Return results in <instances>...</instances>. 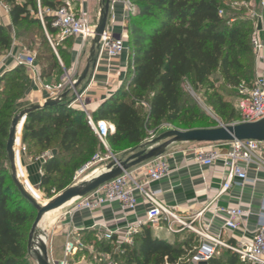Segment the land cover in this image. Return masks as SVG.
<instances>
[{
	"label": "trees",
	"instance_id": "1",
	"mask_svg": "<svg viewBox=\"0 0 264 264\" xmlns=\"http://www.w3.org/2000/svg\"><path fill=\"white\" fill-rule=\"evenodd\" d=\"M131 1L136 10L128 18L129 57L124 81L90 114L94 122L104 121L114 126L106 143L115 155L139 147L146 138V130L161 124L180 125L187 131L216 126L204 119L202 112L197 115L186 107V82L196 94L203 90L208 95L213 91L212 86H207L208 81L218 72L224 86L238 90L253 86L245 84L246 75L253 73L255 61L254 20L246 6L251 0H237L240 4L234 7L225 6V0ZM0 4L7 7L13 29L40 26L36 0H23L21 4L16 0H0ZM62 5L61 0H40V8L44 10ZM232 10L240 14L232 15ZM259 11L264 24V0ZM31 13L36 18H31ZM52 21V16H43L49 35L55 33ZM11 43L10 35L0 26V53L7 52ZM44 44L41 42L42 47ZM59 56L65 61L62 52ZM38 60L35 56L40 79L59 83L58 79L55 82L50 79L58 67L54 54L46 48ZM22 71H25L23 66H18L0 77V82L12 77L0 89V264H27L28 235L36 216V211L23 200L11 181L6 155L16 103L30 85L28 75ZM206 104L212 109L226 107L216 93ZM232 117L233 114L229 119ZM190 124L204 125L190 128ZM99 142L87 124L85 113L67 104L30 114L21 132L24 153L30 154L33 149L38 153L56 152L41 164L38 188L45 193L46 187L54 182L59 183L58 191L64 190L69 176L102 150ZM79 240L84 248L69 257L68 264H76L78 255L87 251L101 264L107 263L99 255H108L111 264H189L197 252L193 237L169 244L153 238L148 226L140 228L130 245L117 246L114 237L106 241L87 235ZM207 264L251 263L231 250L216 248Z\"/></svg>",
	"mask_w": 264,
	"mask_h": 264
},
{
	"label": "crops",
	"instance_id": "2",
	"mask_svg": "<svg viewBox=\"0 0 264 264\" xmlns=\"http://www.w3.org/2000/svg\"><path fill=\"white\" fill-rule=\"evenodd\" d=\"M61 1L63 5L68 6L75 14L85 15L90 25H97L100 0ZM254 2L259 3L261 0H254ZM36 4L40 8V0H36ZM4 6L0 4V22L1 20L5 22L4 26L7 32L10 33L12 26L8 11ZM251 7L253 8V5ZM41 10L43 11L44 9ZM128 18L121 2L117 1L112 5L107 25L111 29L113 36L122 38L126 46ZM42 27L48 40L54 37L59 40V45L62 47L61 52L65 55L66 61L65 64L57 54L58 67L53 72V76L50 78L51 81L55 82L58 79L61 82L65 78L79 77L85 68L91 41H82L76 38L60 39L56 30L53 35L47 33L44 22ZM258 29L261 30V25H258ZM260 37L263 39L262 32ZM126 48L119 57L109 62L105 60L98 62L95 56V63L90 68L85 82L76 91L80 95L81 101L84 102L87 113H94L104 101L121 87L128 65V46ZM24 51L29 50L22 47L18 38H13L10 49L0 56V75L18 67L15 58ZM263 66L264 64L261 63L259 68H263ZM23 68L28 75L27 69ZM108 68H110V72H108ZM28 78L30 85L23 99L22 109L40 104L47 97L40 85L34 84L29 75ZM47 80L49 79L41 80V82L47 83ZM75 97L74 94L67 93L63 104L74 102ZM72 108L79 110L75 104ZM198 147L192 146V144H175L169 147L164 156L170 166V175L151 184L146 189L149 193L154 194L156 203L173 214L178 221L185 223L189 227H181L177 222H174L170 225L175 232L169 231V222L166 221L164 216H162L157 225L148 224L146 212L151 207V204L139 192H136L137 207L134 212H127L114 203L94 211L86 210L68 213L55 222H52L55 216H49L45 219L40 225L43 240L46 239V230L52 222L47 231L49 260L54 264L62 260L68 233H73L79 239H84L87 235H90L94 239L103 240L101 236L106 231H110L114 233V241L118 246L125 242L130 230L137 231L132 235V239L133 236L138 234L140 228L144 226H148L151 229L153 238L169 244L184 241V239L191 236L194 239L193 243L197 244V252L202 245H211L209 238L216 239L223 245L216 247L219 249L227 250L225 246L242 250L250 248L258 226L259 217L264 213V143L260 144L258 151L261 163L255 162L246 168L249 182L243 187L233 186L230 190L221 194L219 192L224 179L223 163L222 161H216L211 167H203L196 164L191 151ZM219 148L222 151L227 150L226 146H220ZM18 157L22 173L21 179L31 193L34 188L29 184L31 181L27 180L25 175L30 180H33V184L31 183L33 186L38 187L41 177V165L36 164L35 170L34 164L26 156H23L22 162L20 153ZM136 169L138 167L133 168L131 171ZM33 171L37 174L35 175ZM141 179L139 177L136 181L141 182ZM236 207L242 208L246 212V216H244L238 229L231 230L224 226L225 216L221 213V210ZM196 256L189 264H207V262L198 261ZM68 260L70 261V259ZM27 264H36L29 255H27Z\"/></svg>",
	"mask_w": 264,
	"mask_h": 264
},
{
	"label": "built area",
	"instance_id": "3",
	"mask_svg": "<svg viewBox=\"0 0 264 264\" xmlns=\"http://www.w3.org/2000/svg\"><path fill=\"white\" fill-rule=\"evenodd\" d=\"M117 1L121 2L124 6L125 13L129 17L135 13V6L131 0H112L109 5V13L112 10V5ZM263 6V0L260 2V7ZM4 8L8 11L7 7ZM221 14V13H220ZM48 15L53 17L52 28H54L60 39L76 38L82 41L93 39V34L96 26L90 25L85 15H77L72 12L68 6L62 5L54 10H41L38 6V19L43 25V16ZM252 19L255 21L254 33L252 38V50L257 64H264V24L262 15L259 12L250 11ZM109 16V14H108ZM108 23V22H107ZM1 25V24H0ZM261 25V30L258 29ZM263 33V39L260 33ZM125 41L122 38H115L111 29L106 25L105 31L100 38L99 47L96 51L97 61H107L119 57L127 48ZM17 66H23L27 69L34 84H39L42 91L47 95L46 100H61V95L64 93L74 94L75 101L68 103V107H73L74 104L83 111L86 115L87 124L91 128L97 139L105 145L108 135L114 132V127L104 121L94 122L89 113L86 111L84 102L81 101L80 95L74 91V85L78 77L65 78L59 83H42L40 79L39 69L35 63V56L29 52L24 51L15 58ZM261 68V67H260ZM258 69V75L254 80L253 86L249 89L247 96V104L244 107V112L241 116V121L238 123H254L264 120V66ZM110 72V68H108ZM63 102V101H62ZM234 123V124H238ZM19 153L24 152L21 146V138L19 142ZM261 143L256 141H233L228 143H214L205 144L198 148L193 149L192 155L194 162L203 167H211L216 161H222L223 165V183L219 194L230 190L233 186L243 187L249 182L246 174V168L255 162L261 163L258 155L259 146ZM220 146H226L227 150H220ZM51 154L43 155L40 159L43 161L49 158ZM95 155L92 160L81 170H87L98 160ZM171 173L170 166L164 155L158 158L151 159L138 169L123 173L117 178L109 181L97 190L88 194L87 196L77 200L73 205V212L81 211H94L109 204H118L121 209L127 212H134L137 207L136 192H139L150 204L151 207L146 212V220L150 225H157L162 216L169 222L168 230L175 232L170 224L177 222L181 227H189L185 223L178 221L177 218L168 210L162 208L154 200V194L149 193L146 189L153 183H156ZM141 177V182L136 179ZM225 216L224 226L236 230L239 228L246 212L240 208H229L221 210ZM258 226L254 233L253 242L251 247L245 250L225 246L241 257L242 260L251 264H264V213L261 214L258 220ZM137 231L130 230L125 244L132 243V235ZM73 233L67 234V240L63 250V258L56 264H68V259L79 249L84 246L77 236H72ZM114 233L106 231L101 238L110 241ZM211 245H202L198 252L196 259L200 262H207L214 254L217 246H223L218 240L209 238ZM107 264H111L108 255H99ZM50 264H54L50 261Z\"/></svg>",
	"mask_w": 264,
	"mask_h": 264
},
{
	"label": "water",
	"instance_id": "4",
	"mask_svg": "<svg viewBox=\"0 0 264 264\" xmlns=\"http://www.w3.org/2000/svg\"><path fill=\"white\" fill-rule=\"evenodd\" d=\"M100 1L98 23L94 30L93 39L91 40L85 68L74 85L75 92L78 87L85 82L90 68H92L95 63L96 51L99 47L100 38L103 35L108 22L110 0ZM66 96L67 93H64L61 95L60 101L46 100L40 104L32 105L21 110L13 117L8 130L6 155L10 166L11 181L23 200H25L36 211V216L32 223L27 241V253L36 264H50L46 244L47 236L45 237L46 239L43 240L39 235L40 224L47 213L63 209V207L71 201L79 200L87 196L123 173L129 172L133 168L138 167L151 159L161 157L172 145L214 144L233 141H256L258 143H264V120L254 123H238L230 125L220 124L218 127L211 129L167 131L156 139L133 149L131 155L125 159L113 157V162L107 165L106 168L96 176H93L78 185L68 187L45 204H41L36 197L27 190L25 182L21 179L22 173L18 160L20 136L23 125L30 114L36 111H42L63 105L62 101L66 99ZM55 153V151H52V156H54ZM33 244L37 247V252H35L34 255L32 251Z\"/></svg>",
	"mask_w": 264,
	"mask_h": 264
},
{
	"label": "rangeland",
	"instance_id": "5",
	"mask_svg": "<svg viewBox=\"0 0 264 264\" xmlns=\"http://www.w3.org/2000/svg\"><path fill=\"white\" fill-rule=\"evenodd\" d=\"M16 1L19 4H21L23 0H16ZM225 1L227 3V4H225V6L229 5L231 7L232 6L234 7L235 4H237V5L240 4V1H237V0H225ZM250 4L253 5V8L251 7ZM246 6L250 9V11H253V12H259V10L261 9L260 2L256 3V2H254V0H251L249 3H247ZM37 9H38V7H37ZM230 12H232V15L233 14L234 15L240 14V13H238V11H235V10H232ZM31 18H36V16L33 13H31ZM4 23L5 22L3 20H1L0 26L5 28V30L7 31L6 27L4 26ZM253 24L255 27L256 26L255 21ZM8 34L10 35L11 40L13 38H17L19 36L18 40H19V42H21L22 47L26 48L34 56H36L37 60L39 59L40 54L46 48H48L49 51H51L52 54H54L56 59H57V54L59 55V53L61 52L62 47L59 45L60 44L59 40L56 37L48 40L46 35H45V31H44L41 23H40V26L28 25V26L19 27L17 29H13V27H11L10 33H8ZM43 41L45 42V44L42 47L41 42H43ZM1 55L2 54L0 53V56ZM64 63L66 64V61H64ZM259 66L260 65L257 64L256 61H254L253 73L252 74L248 73V75H246V77H245V81H246L245 84L246 85L253 84L254 80L256 79V77L258 75ZM22 72H23L22 74H26V71H22ZM1 76L2 75H0V77ZM20 76H18L17 78H19ZM10 78H12V77L7 78L4 82H0V89L4 87V85L6 84V82ZM207 86L213 87V91H210L208 95H205L203 90L199 91L196 94L194 92V90L186 82L185 91H186V94L188 95L187 99L185 100L186 107L192 108L193 112L197 115L200 114L199 112H202L204 119L206 118V119H208V121H211L214 124H216V126H214V128L218 127L220 124L230 125V124L240 122L241 116L244 112V107L247 104L246 101H247L249 89L242 87L238 90V89H232L230 87L224 86L223 82L220 80L218 72H215L213 74V76L208 81ZM213 93H216L221 98L223 104L226 106L225 108L220 109L217 106H215L212 109L209 106H207L206 100L212 98ZM25 94H26V92L24 93L23 97L17 101L16 111L14 112L13 117L16 116L21 110H23L22 105L24 104L23 99L25 97ZM219 110H221L220 111L221 113L218 114L217 111H219ZM231 114H233V117L231 119H229ZM186 122H187V120H186ZM203 125L204 124H194V125L190 124L189 127L190 128H197V127H202ZM171 130L187 131L185 128L181 127L180 125H174L173 126V125H168V124H161L156 129H147L146 130V138L141 145H143L149 141H152V140L156 139L157 137H159L161 134H163L167 131H171ZM20 138H21V136H20ZM99 143L101 144L102 150L97 151V153H96V155L99 157L97 162L95 164H93L91 167H89L87 170H83L81 172V170L92 160V158H93L92 157L80 169H78L75 173L70 175L69 178L66 180L67 187L65 189H67L68 187L74 186V185H78L81 182L86 181L93 176H96L97 174L102 172L106 168L107 165H109L113 162V157H116L119 159H125L131 155L132 150H133V149H126L125 151H122V152L115 155V154L111 153L110 148H109L107 143H105V145H103L101 142H99ZM203 145L204 144H192V146H195V147L203 146ZM51 153H52L51 151H44L42 153H40V152L38 153L37 149H33L30 154H26L24 152H21L20 153V159L22 162L23 156H26L29 159V161L34 164V169H35L36 164L41 165V163L43 162V160L40 158L43 155L51 154ZM37 159H38V161H37ZM8 173L10 174L9 170H8ZM33 173L35 175L37 174V173H35V171H33ZM25 176H26V179L31 181V183L33 184V180L32 179L30 180V178H28L27 175H25ZM31 183L29 182V184L34 188V190L31 192V194L34 195L36 197V199L41 204H45L47 201L56 197L62 191L65 190L64 189L62 191H58L57 186L59 183L54 182V183H50L46 187V189H45L46 193H45L43 190H40L38 187L33 186ZM75 202H77V200L70 202L65 207H63V209H59V210L51 213L52 215L50 214L49 216H52V217L55 216L53 218L52 222H55L59 218L70 213L73 210L72 208L74 207L73 204ZM33 216H35V213ZM51 223L46 230V236H48L47 231L49 230ZM87 252L85 254H79L78 255L79 258H78L77 262L75 259L76 264H79V263H82V264H101L96 260L95 255L91 256V254L89 252L88 253Z\"/></svg>",
	"mask_w": 264,
	"mask_h": 264
},
{
	"label": "bare ground",
	"instance_id": "6",
	"mask_svg": "<svg viewBox=\"0 0 264 264\" xmlns=\"http://www.w3.org/2000/svg\"><path fill=\"white\" fill-rule=\"evenodd\" d=\"M99 13H100V9H99V11H98V16H99ZM74 201V200H73ZM72 202V201H71ZM57 211V210H56ZM54 211H51V212H49V213H47L46 215H45V217L43 218V220H42V222L45 220V219H47L48 217H49V215L51 214V213H53ZM41 222V223H42ZM41 225V224H40ZM39 235L40 236H42V230H41V227H40V229H39ZM32 251H33V255H34V253L35 252H37V247H36V245L35 244H33V246H32Z\"/></svg>",
	"mask_w": 264,
	"mask_h": 264
}]
</instances>
